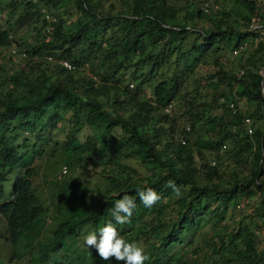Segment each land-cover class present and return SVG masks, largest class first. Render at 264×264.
Wrapping results in <instances>:
<instances>
[{
  "label": "trees",
  "instance_id": "obj_1",
  "mask_svg": "<svg viewBox=\"0 0 264 264\" xmlns=\"http://www.w3.org/2000/svg\"><path fill=\"white\" fill-rule=\"evenodd\" d=\"M228 1L222 17L219 4L206 13L201 0H186L185 10L171 0H120L118 5L115 0H12L7 5L20 28L33 27L34 41L25 44V66L0 65V216L14 245L30 226L42 228L44 214L56 210L59 218L51 236L34 244V264H54L52 257L60 259L64 246L79 250L81 258L65 256L67 261L58 264H103L96 249L78 239L86 226L98 229L112 219L111 208L123 193L133 196L137 207L125 228L117 229L128 241L146 239L144 264H264L256 238L258 219L264 217V0ZM43 10L54 19L44 16L37 25ZM14 39L0 25V48ZM222 48L239 56L242 75L226 66L230 60L219 53ZM62 59L77 68H65ZM210 60L218 71L203 83L198 68ZM235 96L252 106L249 117L258 126L251 134L237 127L244 122L243 110L227 112ZM170 104L172 113L165 111ZM178 117L189 129L175 128ZM52 128L65 140L51 134ZM48 147L50 157L72 171L87 167L89 153H104L105 165L95 178L67 176L53 180L48 191L39 190L35 177L42 166L32 160ZM245 155L249 169L242 174ZM128 159L147 171H127ZM148 187L159 199L145 207L136 190ZM257 193L252 216L242 217L231 231L222 228L210 254L199 259L192 252L196 258H186L202 220L219 232L227 210ZM88 198L97 205L87 209ZM78 203L85 204L83 210ZM177 244L183 247L169 257ZM225 252L238 258L223 257Z\"/></svg>",
  "mask_w": 264,
  "mask_h": 264
},
{
  "label": "rangeland",
  "instance_id": "obj_2",
  "mask_svg": "<svg viewBox=\"0 0 264 264\" xmlns=\"http://www.w3.org/2000/svg\"><path fill=\"white\" fill-rule=\"evenodd\" d=\"M12 0H0V25L3 28H7L11 34H14V40L12 45L9 47H5V48H0V65H5L7 68H19L22 66H25V64L27 63L26 57H27V53H26V47L25 44L30 43L32 41H34V33L32 28L30 27V25H25L24 27H21L15 23L17 17L11 18L9 17L10 14V7L7 5L11 3ZM116 4L118 5L120 3V0H115ZM225 0H213V3L215 4V6H217V4H219V8L220 11L218 10V14L220 15V17H222V15H226L227 11H229V5L231 4L230 1L225 2ZM262 0H260L261 2ZM172 3H174L176 6L178 7H182L184 10L187 9L186 4V0H171ZM14 6V5H13ZM185 6V7H184ZM108 7V5L106 6ZM183 10V12H184ZM45 15H42V17L40 16V21L37 22V25H41L43 22V18ZM230 16V15H229ZM218 17V18H220ZM231 21H233V16L229 17ZM207 26V24H205ZM49 29V28H48ZM50 30V29H49ZM17 42H19L20 44H18ZM16 49L17 52L13 53L12 50ZM252 52V50H251ZM220 54H222L223 57H228L230 62L228 61V64H226V66L228 68L233 69L234 72H238L241 74L240 70L242 69V67H240V65H237V57L234 53H232L230 50L226 49V48H222L219 51ZM238 55V54H237ZM11 59H10V57ZM177 54H175L172 57V62L175 60ZM87 70V64H84ZM170 69V68H169ZM199 77L202 78L203 83H207V75H211L215 72L218 71V66L215 64V62L213 60H210L207 64H200L199 66ZM92 72V71H91ZM130 73V70L127 71V74ZM90 75H92L91 73H89ZM242 75V74H241ZM128 76V75H126ZM188 81L185 82V85L188 86ZM187 88V87H186ZM203 88H205L206 90H210L209 86L205 85ZM150 91V90H149ZM149 91L147 89V93L149 96ZM222 101L225 102L224 99H222ZM234 103L235 107L232 108L231 104ZM228 106V110L227 112L234 114V110L238 111L243 110L245 117L250 116V114L248 113V111H252V106L248 103V101H246L243 98H239L237 96H235V100L231 99L230 101L227 102ZM227 108H223L222 112H226ZM166 112H170L172 113L173 110L167 111L165 108ZM178 112V111H177ZM226 112V113H227ZM235 113V114H237ZM178 116V113H177ZM252 119V125L251 127L253 128V131L255 129L256 126H258V124H254L255 121L254 119L251 117ZM186 126V130L187 128H189V124L186 122L185 118L182 117H178V123L177 126L175 127L176 129H183ZM240 126L242 128H244L247 131L246 126L244 125V122L242 123H237V127ZM90 131L92 132L91 135L97 133V131H95L94 129H90ZM248 132V131H247ZM50 133L53 135H57L59 134V138L60 140H65V135L64 133H61L58 128H52L50 130ZM250 134V133H248ZM178 138L179 135H178ZM85 139V136L84 138ZM194 141L195 137L192 138ZM50 152L51 150H45L42 153L37 154L34 159L32 160L33 163L32 165L34 166V164H40L42 166V169L39 171V173L36 175L35 177V186L39 189V190H43V191H48L49 189H51L52 184H53V180H62L67 176H71V179H85L88 180L90 177L97 175V171L100 170L105 162L104 160V153L102 154H97V153H89L86 159L87 162V167H80V169L78 171H72V169H70V167H68V165H66L67 163L64 162H60L58 159L56 158H51L50 157ZM207 154L210 156L211 152L207 151ZM60 153H56L55 156H59ZM247 158L248 155H245L244 159H245V163L242 166H239V171L242 174L247 173L248 169H249V164L247 162ZM127 161H129V166L127 171H131L134 175L135 173L133 172V168H136V170L138 172L136 173H140L141 175H143L147 170L145 169L144 165L141 164V162L137 161L136 159H128ZM200 162V160H199ZM231 160L229 159V163L231 164ZM213 163H215L213 161ZM64 166L68 167L67 172L68 173H63V169ZM81 171L83 172H87L85 176L81 175ZM68 178V177H67ZM66 178V179H67ZM94 178H92V180H94ZM13 180H14V176H12L8 182L9 185L13 184ZM61 182V181H60ZM260 194L257 193L255 194V196L253 195L251 198L248 197L246 199L241 198L239 201V204L236 207H230L226 214H225V218L222 221L221 224V230L219 232H215V228L213 226V224L208 221V219H204L200 222V225L198 226L196 233L194 235V242L195 244L191 247H189L188 249H186V258L189 257H193L197 255L192 254V252H198L199 253V259H202V256H206L208 254L211 253V251L213 250V248L217 247L218 244L221 241L222 237H219V235L222 233V228H225V230L227 231H231L234 228L239 227L240 225V220L242 217L244 216H252L256 210L255 208L258 205L257 201H259L260 199ZM89 201H87L88 205H86V207L92 208L95 207L97 205V200H95L94 198H88ZM257 204V205H256ZM83 206H85V204H79L77 206L78 210H83ZM69 207H72V205H70ZM250 219V218H249ZM248 219V220H249ZM45 220V221H44ZM59 220V218L57 217V213L56 210L51 211L49 214H44L43 216L40 217V223L43 224L42 228H39V225H32L29 227V229H27V233L24 232V234L22 235V237L20 238L19 242L14 245L12 243V241L9 239V234L7 231V224L6 221L0 216V264H34L33 260H31V258L33 257V255H30V252L32 250V248L34 247V244H38L39 241L41 240H46L47 237L51 236V228L52 225L53 227L55 226L54 223H56ZM259 220V228L256 230L257 233V241H258V245L260 246V248H264V217H261L258 219ZM44 222V223H43ZM249 222V221H247ZM138 225L140 226V222H138ZM121 226L123 228H125V226L123 224H121ZM86 230L91 231L92 228L90 226H86ZM87 232H84L80 235L78 241L82 246H85L84 243V235L87 234ZM119 234L123 237L124 233H122V231H118ZM216 234L218 235V237L216 238ZM215 239V242L212 244V248L207 251V245H209V243L211 244V240L213 238ZM141 241H145V242H137L139 243L146 251V253H148V248H149V244L146 241L145 238H142ZM147 242V243H146ZM199 246V247H198ZM183 247V244H177L175 245L170 253H169V257L172 256L178 251L180 250V248ZM198 247V248H197ZM197 248V249H195ZM199 249V250H198ZM198 250V251H197ZM207 251V252H206ZM61 252L63 253L60 257V259H55L54 256L52 257L53 260L52 262L54 264H58L60 261L62 260H66L67 258L65 256H67L68 258L72 259V260H78L79 258H81V256L79 255V250H74L71 251L70 247H66L64 246L61 249ZM206 252L205 255H203ZM57 253V252H56ZM13 255H15V257L13 258ZM223 257L229 256V258H233L236 259L238 258V256L234 253H229V252H225L222 254ZM37 256V254L35 255ZM87 263V262H86ZM103 264H124V261H117L115 259V257L110 256L107 260H105L103 262ZM162 264H166V263H162ZM226 264H235V263H226Z\"/></svg>",
  "mask_w": 264,
  "mask_h": 264
},
{
  "label": "clouds",
  "instance_id": "obj_3",
  "mask_svg": "<svg viewBox=\"0 0 264 264\" xmlns=\"http://www.w3.org/2000/svg\"><path fill=\"white\" fill-rule=\"evenodd\" d=\"M136 195L145 207L153 205L159 199L158 193L151 187L138 188ZM136 207L133 196L123 193L111 208L112 219L84 235L85 245L94 247L98 255L105 260L113 256L117 261L123 260L124 264H144L149 259L145 249L135 241L126 240L117 229V225L128 221Z\"/></svg>",
  "mask_w": 264,
  "mask_h": 264
},
{
  "label": "built area",
  "instance_id": "obj_4",
  "mask_svg": "<svg viewBox=\"0 0 264 264\" xmlns=\"http://www.w3.org/2000/svg\"><path fill=\"white\" fill-rule=\"evenodd\" d=\"M201 6L204 8V10H205L206 13H210L212 11V9L214 8L215 4L213 3V0H201ZM43 12H44L45 17L48 20L53 21L54 18L47 11L43 10ZM254 28L258 29V28H260V26L258 24H256L254 26ZM49 29L52 30L53 29V26L50 25L49 26ZM12 52L13 53H16L17 50L16 49H13ZM235 53H238V51H235ZM50 59H52V57ZM60 62H61L62 65L65 66V68H67L69 70H75L77 68V66L72 61H70L68 59H62ZM242 73H243V71H242ZM131 86H133V85H131ZM231 105H232L231 106L232 108L235 107V104L234 103H232ZM172 107H173V104H170V105H168L166 107V110L167 111H170L172 109ZM233 110H234V114L237 113V110L236 109H233ZM244 125L246 126V128H247V130H248V132L250 134L253 133V128L251 127V125H252V119L249 116H247V117L244 118ZM182 142L184 144L186 143L185 140H183ZM67 170H68V168L66 166H64L63 173L64 174L67 173Z\"/></svg>",
  "mask_w": 264,
  "mask_h": 264
},
{
  "label": "bare ground",
  "instance_id": "obj_5",
  "mask_svg": "<svg viewBox=\"0 0 264 264\" xmlns=\"http://www.w3.org/2000/svg\"><path fill=\"white\" fill-rule=\"evenodd\" d=\"M225 147V146H224Z\"/></svg>",
  "mask_w": 264,
  "mask_h": 264
}]
</instances>
